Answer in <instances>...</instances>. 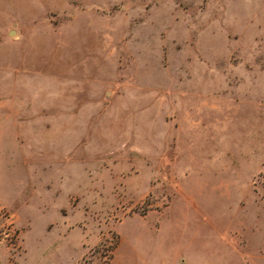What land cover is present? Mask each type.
I'll list each match as a JSON object with an SVG mask.
<instances>
[{"label": "rangeland", "instance_id": "rangeland-1", "mask_svg": "<svg viewBox=\"0 0 264 264\" xmlns=\"http://www.w3.org/2000/svg\"><path fill=\"white\" fill-rule=\"evenodd\" d=\"M0 264H264V0H0Z\"/></svg>", "mask_w": 264, "mask_h": 264}]
</instances>
